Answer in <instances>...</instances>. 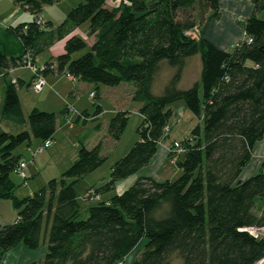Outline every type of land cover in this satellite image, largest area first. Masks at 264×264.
Wrapping results in <instances>:
<instances>
[{
    "label": "trees",
    "instance_id": "16d2710c",
    "mask_svg": "<svg viewBox=\"0 0 264 264\" xmlns=\"http://www.w3.org/2000/svg\"><path fill=\"white\" fill-rule=\"evenodd\" d=\"M15 1L38 15L61 0ZM108 1L84 0L49 30L36 20L10 27L25 52L9 53L0 43V72L24 66L25 53L35 57L89 23L94 43L70 37L66 52L57 62H46L44 73L66 72L96 86L133 84V99L144 116L139 139L112 165L110 179L97 187L100 192L151 162L174 102L183 100L204 127L198 124L184 142L181 173L174 179L142 176L123 193L83 209L76 185L108 155L103 140L92 148L82 142L78 158L60 177L21 198L16 194L20 184L13 178L23 157L17 149L34 138H53L59 114L39 108L25 114L19 81L9 82L2 112L29 128L0 133V199H14L20 210L16 222L0 225V264L4 253L21 243L32 249L47 245L43 260L30 264H169L174 252L184 264H259L264 238L244 228L264 225V162L255 175L240 176L264 138V18L259 15L264 0H254L255 11L243 22L246 39L232 51L195 34L220 15V0H120L112 7ZM77 52L82 55L75 57ZM196 54L203 63L201 80L182 89L187 60ZM163 61L176 71L164 91L155 94L153 84ZM129 119V110L111 118L108 134L113 141L121 139ZM143 238L147 242L140 257L126 263Z\"/></svg>",
    "mask_w": 264,
    "mask_h": 264
},
{
    "label": "crops",
    "instance_id": "0c3cea01",
    "mask_svg": "<svg viewBox=\"0 0 264 264\" xmlns=\"http://www.w3.org/2000/svg\"><path fill=\"white\" fill-rule=\"evenodd\" d=\"M80 2H82V0ZM119 2H120V0H119ZM119 2H117L116 4H111L110 2H108V6L112 7L114 5H118ZM219 5H220V15L218 17H213V18L209 19L201 29L200 28L195 29V34L205 36L209 41H211L213 44H215L216 46H218L221 49H224L227 51H232L236 45H238L240 42H242L246 39V31L243 27V22L249 16H251L254 13L255 2H254V0H220ZM49 6L54 7V4L49 5ZM49 6L48 5L45 6L41 13H39L38 15H35L32 12H30L28 9L23 7L21 4L17 3L15 0H0V23H1V26H0V43L5 47L7 52L13 53V54H21L22 52L23 53L25 52L24 47H22L19 39L16 37V35L13 32H11L10 27L16 26L22 22H28L31 20H35L37 17H41L45 22V24L43 26L49 30V29L56 27L59 24H61L65 20V18L67 17V15L71 11V9L73 7H75L76 5L72 6L68 10L66 15H64V16L61 15V17L59 19H56V17H54V14H55L54 10L50 9L47 12V9ZM56 14L58 15V13H56ZM259 15L261 16V12L259 13ZM74 35L82 36L83 38H85L88 41L89 44H93L94 40H95L94 36L89 35V23H85V24L81 25L80 27H77L67 37L56 41L55 43H53L49 47L45 48L42 52L37 54L34 57L36 63L40 65V64H45L46 62H57V57L66 52L67 40ZM80 54H82V53L77 52L74 54V56H77ZM196 55H198V54H196ZM196 55H193V56L188 58L186 67L189 65V62L191 61L192 57H196ZM198 62H199V60H198ZM186 67H185V69H186ZM185 69H184V71H185ZM64 75H67L68 77H71L72 79L71 78L69 79ZM201 75H202V71H201ZM45 76L47 79V84L43 87L41 92H44L45 87L47 85H49L52 89L57 88L63 93H58L57 96H53L54 93H51L50 90H48L47 92H45V94L39 100L33 101L30 97L26 96V100H27L26 102H29L31 104V110L30 111H32L34 108H39L41 110L52 111V112H56V113L61 111V114L58 115V117H57V131L54 134V137L52 138L53 144L57 143L56 147H58V143H60V139L58 137L60 129L62 130L64 127H68L67 125H69L70 127H73V128H69L71 131L76 127V125H73V122L75 123V121H78V122L87 123V122H90L91 118H93V120L96 121L92 127L94 129V133H93L94 140H95L94 144L96 145L100 140H103L104 141L103 152L106 154V152L104 151V148H106L105 145L108 141L112 140L108 134L109 121H108V123L104 124V121L101 120L102 119L101 116L103 115V113L106 110L102 104L97 103V109L92 114L91 111L89 110V108H87V107L81 108L78 105V100H79L78 97L80 96V94H82V92H88V91L91 92V95L94 92L96 98L102 97V96L108 97L109 94H111V96H112L111 98L115 101V107H114V109H112V111H114V115H115L116 112H118L120 110H129L128 104L130 103L131 99L133 100V94L132 93L134 90V85L133 84H125V85H132L133 86L132 90H130V92L128 94H124V93H122V91L117 90L118 87H120L121 85H124V83H121V84L115 86L114 90L111 91V93H110L102 85L96 86L94 83L73 77L66 72L49 71L48 73H45ZM0 77L5 79L4 94L6 93L5 91L7 89V84L9 82H13L14 79H16L17 82L19 81V86H18L19 87V95H20V99H21V102H22V105H23V108L25 111V109H26L25 108V101H24L23 95L21 93V90L23 89V85H26V84L29 86L32 85V82H33L34 77H35L34 73L31 70H28V69L26 70L25 67L19 66V67H13L9 70H6V69L2 70L0 72ZM183 77H184V72H183V76H182L180 83L182 82ZM69 80H72V82H73L72 85H69ZM200 80H201V77H200V79H196L194 81V83L200 82ZM180 83H179V86H180ZM194 83L192 84V86L194 85ZM153 87H154V84H153ZM180 88H182V87L180 86ZM182 89H185V88H182ZM153 92H154V89H153ZM69 94H70V96H73L72 97V99L74 101L73 103L76 104V106H78L79 109L78 108L76 109L75 107H73L70 104L66 105L67 101H69L71 99L70 96H67ZM155 94H158V93H155ZM1 96H4V95H1ZM64 99H65V103H64V106L62 107V109H57L60 107L59 103L60 104L63 103L62 100H64ZM48 100H49L48 104H51V102L53 104L51 107L52 109L41 108L38 102L46 103V101H48ZM137 103L138 104H137L136 108L139 111L140 103L139 102H137ZM176 103H177L178 108H176V107L174 108L172 105V108L174 110L173 115L176 114V110L181 109V113L187 117L185 122L182 123V128H181V130H186L185 136H183L181 138H176V137L172 138V133L175 130V125L174 124L172 125L170 122L169 125H171V132H170L168 137H166V135H164V137L161 139L160 145H159V150L156 153V155L153 157L151 162L147 166L142 168L136 174H134V175H132L126 179H123L121 181H118L117 184L115 185V187H113L110 191H108L106 193L107 195L109 194L108 196H110L114 193H117V194L123 193L126 189H128L130 186H132L139 177H142V176L154 177L155 179H157L159 181L175 178V177L173 178L170 176L171 173L168 170V166H167V158L170 156V146L173 144L174 141H178L179 139H184L185 137L188 138V136L191 134V131L193 130V129L192 130L188 129L189 128L188 126L190 125V124L188 125V123L193 122L195 119L194 116H191V114H189L188 107L186 106V104L183 100L182 101L179 100ZM0 109H1V107H0ZM25 114H27V113L25 112ZM84 114H86V116H88L85 118V120L82 119L85 117ZM140 114H141V112H140ZM2 117L4 119V122H3V124H2V122H0V125L2 124V126H0V133L3 131H7V132H11V133H18L24 129L29 128L27 123L24 125H21V124H18L17 122H15L11 118H6L5 115L3 114V112H2ZM141 117H142V119L140 122H142L144 119L143 114H141ZM177 121H179V119ZM15 128H17L16 131H14ZM79 131H80V129L75 130V132H77V133L75 135L76 140H74V145L81 147L82 142H83L85 146L92 148L89 145H87V143H86V141L88 139H84V141L82 139H79V137H81L80 135H78ZM138 139H139V137H138ZM162 141H163V143H162ZM37 144H39V143H37ZM161 144H163V147L161 146ZM56 147H55V149L53 148L51 150L52 153H54V154L56 151ZM258 149L260 150L259 151L260 154L262 153V155L264 157V138L256 143L253 158H252L251 162L243 169L241 176H240L241 179H247V178L251 177L252 175H255L256 173L259 172V170L261 168L260 164L257 165L254 163L255 153L258 151ZM18 153L22 154V156H23L22 158H24L23 152H18ZM94 171H97V170H94ZM94 173H96V172H94ZM29 175L31 176L33 174H31L29 172ZM29 177L26 180H22V183H24L27 187H30ZM32 178H34V177H32ZM103 178H106V181L101 183L102 185H104L110 179V176L109 177H103ZM93 185H98V184L94 183ZM99 186H101V185H99ZM91 187H92V185H91ZM35 191H36L35 189H33V190L31 189V191L28 193V195L33 194ZM18 218L15 220V222L18 220ZM3 224H5V223L4 222L0 223V225H3ZM30 251L31 250H29L28 246L21 243V244L17 245L16 247L5 252L1 264H5V262H6V264H30L31 262H34V261H32L33 259L31 258V252Z\"/></svg>",
    "mask_w": 264,
    "mask_h": 264
},
{
    "label": "rangeland",
    "instance_id": "374dc122",
    "mask_svg": "<svg viewBox=\"0 0 264 264\" xmlns=\"http://www.w3.org/2000/svg\"><path fill=\"white\" fill-rule=\"evenodd\" d=\"M81 0H61L57 3L54 4V7H48L47 12L52 9L54 10V17H56V19H59L61 17V15H66V13L68 12V10L72 7L77 5ZM84 1V0H82ZM108 2H110L111 4H116L117 2H119V0H109ZM53 5V4H52ZM43 11V10H42ZM41 11V12H42ZM40 12V13H41ZM45 12V11H44ZM43 12V13H44ZM58 13V15L56 14ZM62 16V17H63ZM261 17L264 18V10L261 11ZM39 19H41V17H37L35 20L38 22ZM60 21V20H59ZM40 24V23H38ZM45 23H42L40 25H44ZM1 26V23H0ZM82 53V52H80ZM82 55V54H80ZM79 55L75 56L78 57ZM201 55L198 54L196 55V57H192L191 61L189 62V65L186 67L185 71H184V77L182 82L180 83V86L182 88H189L190 86H192V84L194 83V81L196 79H200L201 77V71L203 69V63H202V58ZM199 60V62H198ZM25 67L26 70H31L30 68H28V66H22ZM32 71V70H31ZM176 69L174 67H172L167 61H163L160 65V68L158 70V73L156 75L155 81H154V92L161 94L164 91V88L166 86V84L168 83V81L171 79V77L173 76V74L175 73ZM33 72V71H32ZM67 78H71L68 77L67 75H64ZM72 79V78H71ZM73 82L72 80H69V85H72ZM125 84H129L127 82H124V85H121L120 87H118L117 90L122 91V93L124 94H128L130 92V90H132V85H125ZM4 86H5V79L0 77V107H1V112H0V122H4V119L2 117V111H3V105H4V101H5V94H4ZM104 86V88L106 90H108L110 93L111 91L114 90L115 86H110V85H102ZM48 90H50L51 93H54L53 96H57L58 93H63L61 92L59 89L54 88L52 89L49 85H47L45 87V91L41 92V91H37L36 89H34V87L29 86V85H23V89L21 90V93L23 95L24 101H25V112L28 114L30 113L31 110V104L29 102H26V96L30 97L33 101L34 100H39L44 94L45 92H47ZM6 92V91H5ZM4 95V96H1ZM67 96H70L67 95ZM110 96V97H109ZM109 96H102V97H93L91 95V92H82V94H80V96L78 97V105L82 108V107H87L89 108V110L91 111V113L93 114L95 112V110L97 109V103H100L104 106L105 108V112L103 113V115L101 116V120L104 121V124L108 123V121L110 122L112 116L114 115V111H112V109H114L115 107V101L111 98V94H109ZM71 99L69 101H67L66 105L70 104L73 107H75L76 109L78 108V106H76V104H74L72 97L70 96ZM182 101V100H181ZM49 100L46 101V103H39L40 107L43 109H52V102L51 104H48ZM63 103H59V108L57 109H62V107L64 106L65 103V99L62 100ZM178 102V101H176ZM173 104V107L178 108L177 107V103ZM137 101H135L134 99L130 100V103L128 104V108L130 110V119L128 122V126L125 130V132L123 133L122 138L117 142V141H113L110 140L106 143L104 148V151L106 152V154L108 155V159L96 170L97 171H93V173H89L87 174L85 177H83L78 183H77V190L79 192V201L81 202L82 208L85 209L88 206L94 204V203H98L100 201L103 200H107L108 201V195L106 194L107 192H100L99 190H97L96 187H99V185H102L101 183L106 181V178L103 177H109L110 173H111V169H112V165L119 160L121 157H123L126 153H128V151L132 148V146L134 145L135 141L138 139L139 137V133H138V127L141 124V114L138 111V109L136 108L137 106ZM51 105V106H50ZM80 108V109H81ZM79 109V108H78ZM189 110V109H188ZM79 111V110H78ZM57 114H61V111L57 112ZM189 114H191V116H194L195 119L193 122L188 123V129L192 130L193 128H195L198 124L201 125V127H204V123L203 120L195 115L194 113H192L189 110ZM71 117V116H70ZM88 116H85L84 118H82L83 120H85V118ZM179 119V121H177ZM187 119V117L181 113V109L176 110V114L172 116L171 118V124L175 125V130L172 133V138H181L183 136H185V131L186 130H181L182 128V123L185 122V120ZM95 120H93V118L90 119V122L84 123V122H78L75 121V123L73 122V125H76V127L70 131L69 128H73L70 127L69 125H67L68 127H64L62 130L60 129L59 132V139H60V143H58V147L57 143L53 144L51 147L46 148L44 150L38 151V148L40 147L41 143L43 142L41 139L39 138H34L33 141L31 143H23L22 145H20L17 149V152H23L24 153V159H26V161L28 162L27 166V171H29L31 174L29 179H30V187H27L24 183H22V180H24L16 171L13 174V178L16 180L17 183H19L20 185L17 187L16 190V194L19 197H25L26 195H28V193L31 191V189H35L38 190L41 187H43L44 185H46L49 180L55 178V177H60L61 174L67 170L73 163L74 161L78 158V154H79V150L80 147L74 145V140H76L75 135L77 132H75V130L80 129V131L78 132L81 137H79V139H82L84 141V139H88L86 141L87 145H89L90 147H93L95 144V140H94V129L92 128L93 125L95 124ZM2 124L0 126H2ZM171 126V125H170ZM17 128H15L14 131H16ZM75 132V133H74ZM171 132V130H170ZM170 134V133H169ZM169 134H166V137L169 136ZM192 137V131L191 134L188 136V138H184V139H179L178 141L181 144H185L184 142L187 139H191ZM39 143V144H37ZM163 143V141H162ZM161 146L163 147V144H161ZM56 147V151L55 154L52 153V149H55ZM172 145L170 146L171 149ZM185 147V146H184ZM260 150L258 149V151L255 153V158H254V163L259 165L260 167L262 166L263 162H264V157L262 155V153L260 154L259 152ZM183 153V152H182ZM170 154H174L173 152H171L170 150ZM181 154H179L178 159H174L173 156H169L167 158V166H168V170L170 171V176L171 177H178V175L181 173V167L179 165V159H180ZM29 169V170H28ZM28 172V173H29ZM96 172V173H94ZM35 174V175H34ZM34 177V178H32ZM94 183H97L98 185H93ZM92 185V187H91ZM91 190H95V194H100V198L96 197L94 192H91ZM90 193V194H89ZM84 197V199H83ZM259 205V204H258ZM256 205L255 207V211L257 213H261V208ZM19 209L15 204L14 199L12 198H3L0 199V223L4 222L5 224H9V223H13L15 222V220L19 217ZM147 242V238H143L140 243L129 253V255L126 257V263H132L133 261H135L136 259H138L144 249V245ZM29 250H31V258L33 259L32 261H42L43 258L45 257V255L47 254L48 248L46 244L41 245L39 248L36 249H32L29 247ZM5 254V253H4ZM4 256V255H3ZM6 264V262H5ZM169 264H184L183 258L181 257V255L178 252H174L169 256Z\"/></svg>",
    "mask_w": 264,
    "mask_h": 264
},
{
    "label": "built area",
    "instance_id": "2783aa9c",
    "mask_svg": "<svg viewBox=\"0 0 264 264\" xmlns=\"http://www.w3.org/2000/svg\"><path fill=\"white\" fill-rule=\"evenodd\" d=\"M38 23L42 24L45 22L41 18V19H39ZM248 41L251 42L252 38L249 37ZM23 58H24V65L28 66V68H30L33 71L34 76H35L34 80L32 82V87H34V89H36L37 91H41L43 89V87L47 84V79H46V76L44 73V71L47 68V65L46 64H40V65L37 64L34 56L29 52L25 53ZM13 82L16 83L17 80L14 79ZM92 96L93 97L95 96L94 92L92 93ZM165 130H166V134H169L170 130H171V126L170 125L166 126ZM52 144H53L52 138L46 139L45 141L42 142V144L38 148V151L49 148ZM170 150H171V152L174 153L173 158L176 160V159H178L179 154H181L182 152L185 151V147L179 141H174ZM27 163L28 162L26 161V159L22 158L20 160L18 166L16 167V170H15L24 180H26L30 176L28 171H27V168H28ZM91 192H94V194L96 193L95 190H91ZM95 196L100 198V194H95ZM83 199H84V197H83ZM244 229L249 231L254 237H256L258 239L264 238V225L263 226L252 225L249 227H245ZM259 264H264V257L260 260Z\"/></svg>",
    "mask_w": 264,
    "mask_h": 264
}]
</instances>
